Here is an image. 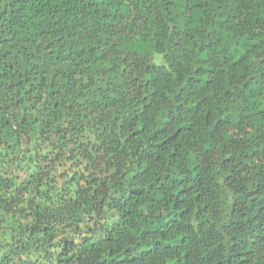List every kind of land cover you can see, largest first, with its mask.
I'll use <instances>...</instances> for the list:
<instances>
[{
	"label": "trees",
	"instance_id": "obj_1",
	"mask_svg": "<svg viewBox=\"0 0 264 264\" xmlns=\"http://www.w3.org/2000/svg\"><path fill=\"white\" fill-rule=\"evenodd\" d=\"M0 264H264V0H0Z\"/></svg>",
	"mask_w": 264,
	"mask_h": 264
}]
</instances>
